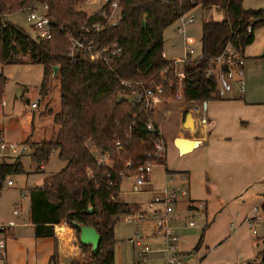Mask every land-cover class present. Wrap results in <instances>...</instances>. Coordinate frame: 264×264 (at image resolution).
I'll return each mask as SVG.
<instances>
[{
    "label": "trees",
    "instance_id": "obj_1",
    "mask_svg": "<svg viewBox=\"0 0 264 264\" xmlns=\"http://www.w3.org/2000/svg\"><path fill=\"white\" fill-rule=\"evenodd\" d=\"M35 1L0 0V10L6 15L0 19V63L43 65L40 91L44 95L51 80H58L61 109L51 113L58 133L55 139L30 142L29 147L38 164L47 162L53 151L67 164L46 176L41 186L28 190L30 222L36 237L53 238L55 226L63 221L78 235L72 221L92 225L101 234L98 252L94 254L90 246L80 243V255L69 264H115V225L122 215L137 210L120 199L123 175L137 171L161 138L156 126L152 125L155 132L148 127L153 109L144 100L125 97L151 89L160 101L177 100L179 82L173 59L164 55V31L200 5L224 9L225 18L202 20L201 54L178 67L185 74L182 97L186 101L221 98L217 78L204 75L210 59L221 55L228 45L242 55L253 43L255 30L264 27V8L247 9L243 0H107L88 14L77 7L80 0H39L47 3V16L54 21L52 37L41 40L7 16ZM114 1L119 3V17L110 25L102 12L110 16ZM72 39L100 46L116 44L121 52L108 62L83 49H75L71 56ZM54 65L59 69L53 76ZM6 80L1 74L0 103ZM159 86L162 92L156 89ZM91 145L109 155L108 163L99 162ZM23 172L20 162H0V182ZM257 260L264 264V248ZM51 262L59 264L57 250Z\"/></svg>",
    "mask_w": 264,
    "mask_h": 264
},
{
    "label": "crops",
    "instance_id": "obj_2",
    "mask_svg": "<svg viewBox=\"0 0 264 264\" xmlns=\"http://www.w3.org/2000/svg\"><path fill=\"white\" fill-rule=\"evenodd\" d=\"M210 11L217 12V20L225 18L224 9L212 6L211 8L202 10L203 17H205L203 20H208ZM177 22L178 21L169 27L179 32L183 31V34H185L183 25L186 20L182 19L181 25H179V23L177 24ZM186 36L187 29L184 35L185 41ZM175 48L177 47L172 46V53L175 51ZM187 51L188 49L186 47L185 50L183 49V52H178L176 55L173 54L171 57H167L166 54L168 50H165L164 41V55L168 59H180L184 57ZM263 54L264 27H262V30L256 31L253 43L248 45L242 54L245 59L243 68V77L245 80L244 92L240 91L236 80L221 78L220 86L223 85L225 87V94L221 98L207 101L174 100L178 102L177 106L174 107L177 129L172 134L171 138L180 156L192 154L195 158L188 163L186 166L187 170L182 171L192 175L193 171L195 172L196 170L197 174L201 173L205 175L211 188L208 187V200L204 210H206V212L209 211L208 204L210 203L209 205L212 213L217 216L227 214L229 216L236 215L240 219L244 217L245 221L247 213L248 215L251 213L253 215L254 208L262 207L264 204ZM53 81L59 83L56 79ZM33 102H38L39 105V101L36 100ZM159 102L160 100L156 104ZM4 104L5 101H2V105ZM156 104L153 107L151 123L159 129L162 139L166 141L167 138L165 133L160 128L161 121L156 122L155 120L154 110ZM189 104H191V106ZM47 106L48 104L46 107ZM162 108L167 110L169 114H172L171 107L162 106ZM60 109L59 105V108L57 107L56 110H48V113L45 115L48 116L49 122L52 121L54 123L52 114L58 113ZM187 113H190L193 118V129H188L184 125ZM58 130L59 126L54 123L50 133L56 135ZM0 135L4 137L1 131ZM30 136L26 139L27 144L33 142L30 141ZM178 139H183V142L186 143L188 147L190 146L187 152L182 153L180 151V148L176 145V140ZM37 142L41 141H35V143ZM191 143L195 144L191 145ZM0 154L5 155L4 153ZM4 157L5 156H2V158ZM2 161L5 160L1 159L0 162ZM165 163L166 154L162 164ZM40 165V168L44 169V165ZM193 168H195V170H192ZM8 180L13 181L11 175L7 176L2 181L1 191L6 187L15 185L14 181L12 185H7L6 181ZM41 185L42 184L36 186ZM32 187L34 186H30L28 190ZM137 187V185L134 186V189H137ZM24 189L25 188H23V191ZM24 195L28 196V192ZM181 199H184L183 206L185 208L188 206V209H190L189 211H192L191 213L197 212V210L190 208V202H193L190 194L179 197L180 203L182 202ZM148 210L149 206L145 204L142 206L139 205L136 211ZM15 211H17V213H15ZM184 211V209L181 210V216ZM187 213L188 212H186V214ZM19 215H21L20 207L16 206L13 210V216L19 217ZM172 216H170V226L179 236L180 228L176 222H178L180 218H172ZM262 216L264 217V209H262ZM122 221L125 223H122ZM126 222L127 221H124L120 217L115 225V264H167V253L165 252L167 241L164 237L154 234L152 222ZM7 223L13 225L14 228H12L6 237V250L4 255H0V264H52L51 256L55 250H57L58 253L59 264H69L73 258L78 257L81 253L77 232L64 221L55 226L56 238L48 236L36 237L34 235V226L30 222L29 196L27 215L19 218L17 222L16 220L13 221L10 219L5 222L0 221V224ZM243 224H247V222H243L242 225ZM229 229L233 230L234 228L231 225ZM137 232L142 235V244L140 245L135 244L134 240ZM183 239L184 238H180L177 245L178 253L179 249L182 250L193 247V244L191 247L186 246ZM144 246H149L150 252L147 254L146 259L142 260L141 254ZM198 247H200V245Z\"/></svg>",
    "mask_w": 264,
    "mask_h": 264
},
{
    "label": "rangeland",
    "instance_id": "obj_3",
    "mask_svg": "<svg viewBox=\"0 0 264 264\" xmlns=\"http://www.w3.org/2000/svg\"><path fill=\"white\" fill-rule=\"evenodd\" d=\"M106 2L107 0H80L77 7L88 14H92L102 8ZM243 6L247 9L264 8V0H243ZM202 10L203 8L198 5L183 16V19L186 20L183 25L185 34L187 29L186 41L184 40L185 34H183V31L173 30L172 27L165 30L164 41L165 50H168L167 57L183 52L186 47L188 51H193V58H197L201 54V24L205 18ZM7 16L8 20L25 27L31 35H35V29L30 26L27 20V12L16 11ZM190 19L192 20L190 21ZM208 20H217V12L210 11ZM177 21V24H182V19ZM260 29L262 30V27L256 29L255 33ZM172 46L177 47L173 53L171 51ZM43 73L44 67L41 64L25 62L6 65L0 63V75L7 77L3 93L5 104L0 103V131L4 135L7 147L0 152L5 154H0V160L20 162L24 168L23 173L11 175L15 185L6 187L0 193L1 222L8 219L17 222L19 218L25 217L28 212V196L24 194L28 192V188L42 184L46 176L55 174L67 164L66 161L59 158L57 151H53L48 161L42 163L44 169H41V165L31 157L29 144L26 143V139L30 135V141L33 142L47 141L56 137V135L50 133L54 123L49 122L48 116L45 114L48 113V110L59 108L60 87L59 83L53 81V78L48 95L40 93ZM135 97L136 93H133L125 98L131 101ZM36 100L39 101L37 108L31 107V103ZM177 104L178 102L175 101H160L156 104L154 110L155 120L156 122L161 121L160 128L167 138L165 141L166 163L154 162L151 165L152 172L148 179L150 181L146 180L137 189H134L138 177L137 172L127 171L123 175L120 186L121 201L135 205L137 208L139 205L147 204L149 206L155 195L162 194L165 190L172 191L177 188L179 191H188V195H191L194 203H203L204 206L207 204L208 187L211 188L208 179L204 174H197L195 168L192 169L195 170L192 175L182 171L187 170L186 166L195 158L192 154L180 156L171 138L177 129L174 112V107ZM189 105L191 106V104ZM162 106L171 107L172 114H169ZM91 149L97 157L100 155L92 145ZM2 156L5 157L2 158ZM23 188H25L24 191ZM183 200L181 199V203L179 200L174 206V212L171 214V216L173 215L172 218H180L176 222L180 228V238H184L186 246L191 247L193 244L191 248L179 249L180 254L178 257L182 261L188 264H257V254L264 248L263 220L250 225L247 219L252 216V213L250 215L247 213L245 221L244 217L240 219L236 215L217 216L212 213L210 203L208 204L209 211L206 212L204 208L201 209V212L197 210V212L191 213L192 211H189L188 206L187 208L183 206ZM16 206L20 207L22 216H13V210ZM183 209L185 211L181 216L180 212ZM186 212L190 214H186ZM189 221L194 222L192 228L187 225ZM243 222H247V224L242 225ZM122 223L125 222L122 221ZM5 225H10V223ZM231 225L234 228L233 230L229 229ZM12 228H14L13 225ZM200 239H202L201 245L197 247Z\"/></svg>",
    "mask_w": 264,
    "mask_h": 264
},
{
    "label": "built area",
    "instance_id": "obj_4",
    "mask_svg": "<svg viewBox=\"0 0 264 264\" xmlns=\"http://www.w3.org/2000/svg\"><path fill=\"white\" fill-rule=\"evenodd\" d=\"M111 15H107L104 11L102 12L108 19V24L115 25L118 22V12H119V3L118 1H114L111 3ZM48 5L45 2H40L36 0L34 4H30L24 7L21 11L27 12V20L30 23L36 33L34 37L44 40L50 39L53 33V24L54 21L47 16ZM118 11V12H117ZM6 15L0 10V19L5 17ZM183 19V18H182ZM192 19H190L191 21ZM2 27V23L0 21V29ZM100 26L97 25V28ZM75 49H83L88 53L94 54L99 59L108 62L111 58L121 52V49L116 44H108L105 46H100L99 44L95 45L93 42L86 43L80 40L72 39V45L69 48V55H73ZM192 50L187 51L184 57L180 59H173V64L175 66V77L178 78V88L179 94L177 95V100L183 99L182 97V87H183V79L185 74L183 71L179 70L178 67L182 65L185 61H188L192 56ZM244 64L245 59L243 55L238 54L231 45H228L227 48L223 51V53L217 57L210 59V64L207 70L205 71V77H216L219 83V95L221 97L225 94V87L223 85L220 86L221 78H225L226 80H236L240 91H245V80L243 77L244 74ZM165 81H168L166 79ZM158 92L163 91V87L159 86L156 88ZM135 101L141 102L145 101V105L148 108L154 107V105L159 101L158 97L153 94L151 89H145L136 93ZM38 102H33L31 104L32 107H37ZM152 123L148 124V127L151 128ZM118 144V143H117ZM7 147V142L5 138L0 135V152ZM94 150L96 148L93 146ZM91 149V146H90ZM92 150V149H91ZM166 154V146L165 141L161 138L156 140L155 147L153 152H149L147 154L148 160L145 161L137 169L138 177L136 179V185L141 186L146 180L149 179V175L152 172L151 165L154 162L162 160L165 158ZM108 154L98 156V160L101 163H108ZM128 166L130 162L127 163ZM2 182H0V191L2 188ZM7 185H12L13 181H6ZM188 191L178 189H173L172 191H164L162 194H157L149 203L148 211H134L130 213H126L121 216V218L127 222H136V223H145L152 222L153 232L155 235L162 236L167 241V246L165 252L167 253V264H188L182 261L178 256L177 245L179 243L180 237L174 231V229L170 226V216L174 212V206L179 202V197L186 196ZM190 206L194 210L204 209L203 203H194L190 202ZM17 213V211H15ZM262 216V207H255L253 211V215L248 219L250 225H253L256 221L263 220ZM188 224L190 226L194 225L193 221H189ZM12 230V225L0 224V255L5 254L6 250V237L8 233ZM135 244H142V235L140 233H136L135 235ZM150 252L149 246H144L142 248L141 258L142 260L146 259L147 254Z\"/></svg>",
    "mask_w": 264,
    "mask_h": 264
},
{
    "label": "water",
    "instance_id": "obj_5",
    "mask_svg": "<svg viewBox=\"0 0 264 264\" xmlns=\"http://www.w3.org/2000/svg\"><path fill=\"white\" fill-rule=\"evenodd\" d=\"M259 19H257L258 21ZM251 29V28H250ZM58 65L53 66V76L58 72ZM185 127L188 129H193L194 121L190 113L186 114L185 117ZM151 132H155V129L151 126ZM184 141L183 139L176 140V145L180 148L182 153H185L190 149L189 147H182L178 142ZM192 145V143H191ZM183 148V149H182ZM93 208H89V212H92ZM72 226L79 229V242L83 245H88L91 247L92 253H97L99 249V244L101 242V234L98 232L97 228L92 225H86L78 221H72Z\"/></svg>",
    "mask_w": 264,
    "mask_h": 264
},
{
    "label": "bare ground",
    "instance_id": "obj_6",
    "mask_svg": "<svg viewBox=\"0 0 264 264\" xmlns=\"http://www.w3.org/2000/svg\"><path fill=\"white\" fill-rule=\"evenodd\" d=\"M178 143H179L183 148H184V147H186V148L188 147V146L186 145V143H184L183 141H179ZM193 144H195V143H192V145H193ZM183 148H182V149H183Z\"/></svg>",
    "mask_w": 264,
    "mask_h": 264
}]
</instances>
